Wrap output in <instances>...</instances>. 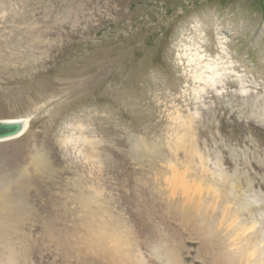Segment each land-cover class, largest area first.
Segmentation results:
<instances>
[{
  "label": "rangeland",
  "instance_id": "rangeland-1",
  "mask_svg": "<svg viewBox=\"0 0 264 264\" xmlns=\"http://www.w3.org/2000/svg\"><path fill=\"white\" fill-rule=\"evenodd\" d=\"M188 47L222 63L215 84ZM21 119L0 142V264H258L264 0H0V121ZM186 126L188 204L169 187Z\"/></svg>",
  "mask_w": 264,
  "mask_h": 264
},
{
  "label": "bare ground",
  "instance_id": "bare-ground-1",
  "mask_svg": "<svg viewBox=\"0 0 264 264\" xmlns=\"http://www.w3.org/2000/svg\"><path fill=\"white\" fill-rule=\"evenodd\" d=\"M199 39V38H198ZM194 47H188V49L190 50L188 53H187V56H188V58H189V61H188V65H190V67H191V71H192V74H193V77H194V79H195V81L196 82H198V83H202V84H205V85H207V86H209V85H213V84H215L217 81H216V79L218 78V76L220 75V70L222 71V67H223V65H222V67H221V62L219 61H215V62H213V63H209V62H207L206 60H203L204 59V56L202 55V54H200V52L198 51V48H194ZM225 59V58H224ZM218 67H220L219 69H218ZM202 89H199V91H201ZM197 91V90H196ZM188 119V118H187ZM190 119V118H189ZM176 120H177V118H176ZM175 120V121H176ZM192 120H193V118H192ZM179 122V121H178ZM183 122H185L184 120H183ZM175 123V122H174ZM180 123V122H179ZM187 123V122H186ZM191 123V122H190ZM188 124V123H187ZM185 125V124H184ZM188 126H186V129H185V131L186 132H184L182 129V133L183 134H181L180 136H177L176 138H175V140L172 142V143H170L169 144V146H171L172 145V149L174 150V151H178V150H181V149H185L186 150V156H187V161H186V163H183V164H181V165H177L176 166V164L175 165H171V166H169L170 167V176L169 177H171L170 178V184H169V187H171L170 188V190H171V193H173V194H175L176 192L178 193H180L181 194V196H182V198H183V200L185 201L184 203H192V202H195V199L197 198H194L195 197V195H196V193H197V191H199L200 190V187L202 186L201 185V182H198L196 179H194L193 177L191 178V174L190 173H188L189 172V170L191 171V170H193V168L195 167H193L192 168V165L194 164L193 163V158L195 157V152H194V150L189 146V145H184V143L183 142H186L187 141V143H188V139L190 138V133L193 131V130H188V128H187ZM179 128H181V126L179 127ZM191 128V127H190ZM177 130V129H176ZM177 132V131H176ZM193 134V133H192ZM192 140V139H191ZM84 145V144H83ZM84 152V151H83ZM82 152V153H83ZM168 156V155H167ZM86 157V156H85ZM166 157V156H165ZM197 157H198V155H197ZM90 158V157H89ZM199 158V157H198ZM97 159V158H96ZM89 160V159H88ZM171 160V159H170ZM180 160V159H179ZM201 160V163H202V165L204 166V160H202V159H200ZM161 161V160H160ZM173 161V160H172ZM183 161V160H182ZM199 161V160H198ZM95 162V161H94ZM178 162V161H177ZM176 162V163H177ZM170 163H172V162H170ZM198 163V162H197ZM165 164V163H164ZM197 165V164H196ZM206 166V165H205ZM85 167V166H84ZM162 167V166H161ZM166 168V167H165ZM196 168V167H195ZM199 168V167H198ZM207 169V168H206ZM87 170V169H86ZM91 170V169H90ZM207 170H209V169H207ZM206 170V171H207ZM161 174H162V172H161ZM218 174V173H217ZM216 174V175H217ZM204 175H206V174H204ZM203 176V175H202ZM220 176V175H219ZM223 176V175H222ZM99 177V176H98ZM159 177V176H158ZM197 177V176H196ZM163 178V177H162ZM204 178V177H203ZM209 178V177H208ZM160 179H161V177H160ZM159 179V180H160ZM90 180V179H89ZM225 180V179H224ZM163 181V180H162ZM169 182V181H168ZM94 184V183H93ZM166 184H168V183H166ZM171 185V186H170ZM213 185V184H212ZM220 185V184H219ZM227 185H229V184H227ZM98 186V185H97ZM100 186V185H99ZM164 186V185H163ZM167 186V185H166ZM213 189H212V188ZM233 187V186H232ZM98 188H101V187H98ZM210 188L212 189V190H214L215 188L213 187V186H211L210 185ZM94 189H96V188H94ZM93 189V190H94ZM206 189V188H205ZM215 191V190H214ZM213 192V191H212ZM217 192H219V191H217ZM232 192H233V190H232ZM99 193H101V192H99ZM209 193V192H208ZM214 194H215V196H216V192H213ZM226 193V192H225ZM91 194V193H90ZM98 194V193H97ZM198 194H199V192H198ZM220 194V193H219ZM228 194H230V193H228ZM92 195H93V193H92ZM237 195V194H236ZM241 195V194H240ZM225 196V195H224ZM229 196H231V195H229ZM239 196V195H238ZM91 197V196H90ZM249 197V196H248ZM93 198V197H92ZM89 199V198H88ZM95 199V198H94ZM198 199V198H197ZM232 199H235V198H232ZM250 199V198H249ZM93 200V199H92ZM236 200V199H235ZM97 201H98V199H97ZM200 201H201V199H200ZM199 201V202H200ZM214 201V200H213ZM234 201V200H233ZM237 202H239V201H241V199L238 201V200H236ZM103 202V201H102ZM202 202V201H201ZM236 202V203H237ZM243 202V201H242ZM241 202V203H242ZM92 203V202H91ZM99 203V202H98ZM196 203V202H195ZM240 203V202H239ZM100 204V203H99ZM197 204H198V202H197ZM235 204V203H234ZM194 205V204H193ZM200 205V204H199ZM241 205H243V204H241ZM195 206V205H194ZM247 206V205H246ZM203 207H204V205H203ZM227 207V206H226ZM238 207V206H237ZM243 207V206H242ZM93 208V207H92ZM241 208V207H240ZM103 209V208H102ZM189 209H191V208H189ZM244 209V208H243ZM247 209V208H246ZM252 209V208H251ZM249 210V209H248ZM96 211V210H95ZM254 211V210H253ZM92 212V211H91ZM228 212H230V211H227V213ZM95 213V212H94ZM215 213V212H214ZM226 213V212H225ZM233 214H232V216L230 217L228 214H224V216H223V220H222V224H226V226H231L232 227V225L234 226L235 224H236V218H237V216H236V214H235V212L233 211L232 212ZM250 213V212H249ZM257 213V212H256ZM97 215V214H96ZM215 215V214H214ZM95 217V216H94ZM239 217V216H238ZM251 217V216H250ZM97 218V217H96ZM100 219V218H99ZM257 219V218H256ZM98 220V219H97ZM251 220V219H250ZM95 221V220H94ZM94 221H92V222H94ZM101 221V220H100ZM202 221V220H201ZM108 222V221H107ZM96 223V222H95ZM245 223V222H244ZM251 223V222H250ZM261 223V222H260ZM103 224V223H102ZM220 224V223H219ZM257 224V223H256ZM107 225H109V224H107ZM251 227H249V228H246V230H249L250 228H252L253 226H254V222H252L251 224ZM237 226V225H236ZM249 226V225H248ZM234 228H236V227H234ZM243 229H245V228H243ZM237 230V229H236ZM239 230V229H238ZM241 230V229H240ZM235 231V230H234ZM237 233V232H236ZM113 236L115 237L114 239H115V242H116V244H117V250L118 251H120L121 250V248H120V245L122 244V242H125V244H127L128 245V243L129 242H126L125 241V239H123V238H121L119 235H114L113 234ZM259 236H260V234H259ZM262 243H264V237H263V235L261 234V236H260V240H259V244H261L262 245ZM125 244H124V246H125ZM261 245H259V247H257V248H255L254 249V251L253 252H251V256L253 257V256H255V255H259V262H258V264H264V246H261ZM129 246V245H128ZM136 255V254H135ZM235 256V255H234ZM248 257V256H247ZM255 260V259H254ZM257 264V263H256Z\"/></svg>",
  "mask_w": 264,
  "mask_h": 264
},
{
  "label": "water",
  "instance_id": "water-1",
  "mask_svg": "<svg viewBox=\"0 0 264 264\" xmlns=\"http://www.w3.org/2000/svg\"><path fill=\"white\" fill-rule=\"evenodd\" d=\"M27 120L0 121V142L19 137L27 128Z\"/></svg>",
  "mask_w": 264,
  "mask_h": 264
}]
</instances>
